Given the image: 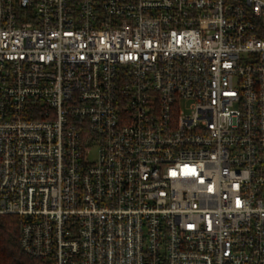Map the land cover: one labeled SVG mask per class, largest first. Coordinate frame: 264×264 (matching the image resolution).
Here are the masks:
<instances>
[{
    "label": "built area",
    "instance_id": "built-area-1",
    "mask_svg": "<svg viewBox=\"0 0 264 264\" xmlns=\"http://www.w3.org/2000/svg\"><path fill=\"white\" fill-rule=\"evenodd\" d=\"M0 215L44 264H264V0H0Z\"/></svg>",
    "mask_w": 264,
    "mask_h": 264
},
{
    "label": "trees",
    "instance_id": "trees-1",
    "mask_svg": "<svg viewBox=\"0 0 264 264\" xmlns=\"http://www.w3.org/2000/svg\"><path fill=\"white\" fill-rule=\"evenodd\" d=\"M19 219L0 215V264H44L26 255L20 248Z\"/></svg>",
    "mask_w": 264,
    "mask_h": 264
}]
</instances>
